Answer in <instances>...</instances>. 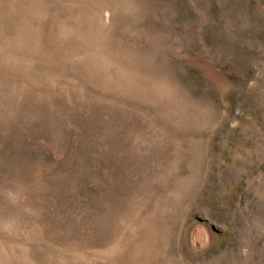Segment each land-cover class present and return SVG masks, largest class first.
<instances>
[{"label":"rangeland","instance_id":"obj_1","mask_svg":"<svg viewBox=\"0 0 264 264\" xmlns=\"http://www.w3.org/2000/svg\"><path fill=\"white\" fill-rule=\"evenodd\" d=\"M0 264H264V0H0Z\"/></svg>","mask_w":264,"mask_h":264}]
</instances>
